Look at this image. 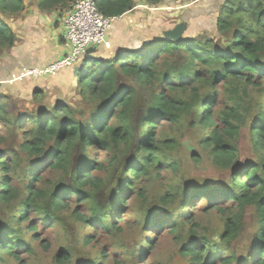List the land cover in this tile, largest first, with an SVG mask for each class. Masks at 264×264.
<instances>
[{
    "label": "trees",
    "instance_id": "trees-1",
    "mask_svg": "<svg viewBox=\"0 0 264 264\" xmlns=\"http://www.w3.org/2000/svg\"><path fill=\"white\" fill-rule=\"evenodd\" d=\"M33 1L41 11L64 12L75 0ZM93 1L99 12L109 18H119L129 13L137 3L135 0ZM142 1L150 6H157L162 2ZM24 9V0H0V51L9 50L15 42V35L6 19L18 15ZM184 16L188 18L189 25V13L182 17ZM215 25L218 34L229 35L227 45L210 38H186L172 42L163 39L161 33L160 39L154 38L133 49L116 51L111 60L98 59L94 53H90L92 55L84 58L80 65L76 64L81 66L74 78L79 88V97L81 100H94L96 104L89 118L82 124L76 117L84 114L78 113L69 102L58 101L52 107L30 112L35 116L30 128L32 139L25 140L20 146L24 154L35 159L32 163L35 165L28 171L33 178H29L36 180L35 172L42 164H45V170L61 172L62 178L48 191L27 187L28 195L18 221H26L27 211L31 208L43 218L54 220L53 216L65 206L63 198L72 196L76 203L82 204L87 201L89 188L99 191L102 180L95 178L93 174L101 170V165L92 154L86 160L89 151L96 147L103 151H108L113 145L135 147L147 156L141 157V164L127 162L124 169L134 178L145 174L147 166L154 163L157 150L152 143V133L143 131L142 123L151 129L155 120L168 119L175 122L190 109L199 115L196 120L199 126L211 127L209 136L201 143L204 148L210 149L212 164L227 172L229 178L223 185L207 184L185 188L183 201L186 200L189 206L198 200L206 202L208 208L218 210L221 205H226L228 209L235 210L234 221L225 224L221 235L222 242L226 244L233 241L240 232L244 214L247 208H252L258 223L255 229H248L251 246L246 258L241 260L231 255L222 260V263L264 264V98L257 103L256 114L248 128L255 159L244 165L240 164L235 144L245 126V117L242 115L243 107L233 101V97L239 98L244 94L242 87L245 90L254 80H264V0H223L219 5ZM89 64L91 68L88 67ZM205 70L209 78L201 82L200 73ZM117 75L131 77L140 85L154 89L148 107L141 109L139 113L134 112L136 117L129 111L134 96L133 89L116 80ZM217 82L225 89L227 102L230 104L225 105L212 118L217 94L212 90ZM202 88L204 92L199 93ZM188 90L187 100L175 101L167 95ZM260 91L264 95L263 87ZM31 96L34 102L38 100L37 97L44 98L38 90L33 91ZM11 103L9 97L0 94V121L5 120L2 112H7L9 106L13 108ZM25 118L27 117L23 119ZM23 119H15L16 126ZM134 119L137 120L136 128L131 125L135 122ZM51 141L53 145L48 148ZM0 170L6 174L9 172V167L3 160H0ZM126 184L130 185L129 182ZM0 188L1 201L13 200L16 190L9 179L4 177ZM37 200L42 201L41 206L37 205ZM88 200L91 205L87 211L72 213L82 224L99 228L105 222V225H109L117 220L118 212L114 207L120 205H116L115 195L107 198L98 196L97 199L90 196ZM161 202L168 204L164 197ZM178 220L185 223L189 218L183 215L176 219L159 213L155 215L150 229L160 231L175 228L179 225ZM28 229L34 230V226L29 225ZM190 233L194 236L193 231ZM11 235L7 229L0 230V258L5 252L14 259L18 258L20 252H30L24 243H20L17 237L13 239ZM195 246L183 248L181 254L189 257L191 264H203V250H198ZM69 259L65 253H59L55 257L59 264H64Z\"/></svg>",
    "mask_w": 264,
    "mask_h": 264
},
{
    "label": "rangeland",
    "instance_id": "rangeland-1",
    "mask_svg": "<svg viewBox=\"0 0 264 264\" xmlns=\"http://www.w3.org/2000/svg\"><path fill=\"white\" fill-rule=\"evenodd\" d=\"M135 1L143 5L140 7L138 23L141 25L138 30L139 32L148 31L146 33L149 35L145 36L148 41L154 40L152 36L154 31L172 29L182 20L184 13H194L192 5L195 4L201 5L205 15L200 13L197 17L189 18L184 39L210 38L222 45L228 43L229 35L218 34L215 25L219 5L223 3V0H162L159 5L153 7V11L146 10L142 0ZM156 38L160 39L161 35H157ZM101 51L107 52V55L103 56L106 57L105 60H111L116 52L111 48L109 50L101 48ZM103 57L95 56L98 59ZM88 67L91 68V65L89 64ZM207 76L206 70L202 71L201 82L208 79ZM117 77L116 80L130 85L133 89L134 96L129 111L136 117L134 112L139 113L141 109L148 107L154 89L140 85L128 76L117 75ZM262 87L264 88V80H254L245 90L242 87L244 94H241L239 98L233 97V101H237L243 107L242 115L245 117V126L235 144L242 165L255 159L248 128L256 114L257 103L264 98L260 91ZM200 92L203 93L204 89L199 90ZM212 92L217 93L212 109L213 118L230 102H227L228 96L225 95V89L218 82L214 84ZM163 94L164 92L162 96ZM167 95L169 98L173 97L175 101L187 100L189 90L175 91ZM11 102L13 108L5 107L7 112H2L5 120L0 121V160L9 167L8 174L0 170V182L4 177L9 179L16 194L13 200L7 202L0 200V230L7 229L12 234L11 237L13 239L17 237L30 252H20L17 259L5 252L0 258V264H59L55 261L59 253H65L70 258L64 264H191L189 257L181 254L183 248L191 245H196V249L203 250L201 255L203 264H223L222 260L231 255L241 260L246 258L251 246L248 229H255L258 223L252 208H247L240 232L233 241L226 244L222 242L221 235L225 224L234 221L235 210L228 209L226 205H221L218 210L208 208L206 202L201 203L198 200L189 206L186 200L183 201L185 188L191 189V187L207 184L223 185L229 178L227 172L217 169L212 164L209 156L210 149L204 148L201 143L209 136L211 127L199 126L196 123L199 115L190 109L181 114L175 122L168 119L155 120V125L151 129L143 123L141 126L140 123L143 131L148 130L152 133V143L157 150L155 161L151 166H147L145 174L134 178L124 169L127 162L142 163L141 157L146 154L135 147L125 148L123 145H113L108 151L96 147L89 151L86 160L92 154L101 165V170L93 174L95 178L102 180L99 191L89 188L87 201L82 204L76 203L72 196L63 198L65 206L53 216L54 220L43 218L31 208L27 211V220L18 221L28 195L27 187L32 190L48 191L53 184L61 180L62 173L45 170V164H42L35 172L36 180L29 178L32 176L28 171L35 165H32L35 159H30L24 154L20 146L25 140L32 139L30 128L35 116L30 112L33 111L32 105L37 104L28 99H24V103L12 100ZM60 102H69L78 110V113L84 114V116L76 117L81 124L89 118L96 104L94 100H81L79 88H76L69 101ZM18 117L27 118L20 120L16 126L15 119ZM134 121L131 125L136 128L137 120L134 119ZM52 145L53 141L48 144V148ZM128 182L130 185L126 184ZM113 195H115L116 205H120L114 207L118 214L113 224L105 225V222L99 228L86 226L72 215L74 211L83 213L90 208L91 203L88 200L90 196L97 199L98 196L107 198ZM163 197L168 204L161 202ZM36 202L38 206L42 205L41 200ZM159 213L176 219L186 215L189 221L180 223L181 220H178L179 225L175 228L151 230L154 217ZM29 225H33L34 230H29ZM190 231H193L194 236ZM149 243H151L150 246Z\"/></svg>",
    "mask_w": 264,
    "mask_h": 264
},
{
    "label": "crops",
    "instance_id": "crops-1",
    "mask_svg": "<svg viewBox=\"0 0 264 264\" xmlns=\"http://www.w3.org/2000/svg\"><path fill=\"white\" fill-rule=\"evenodd\" d=\"M24 2L25 9L21 13L6 19L7 25L15 35V42L9 50L0 51V94L6 95L13 102L24 103V99L32 100L31 93L38 90L42 92L44 98L38 103L34 102L37 105H32L33 110L49 108L55 102L69 101L70 96L78 88L72 76V70H64L51 77L32 78L22 82L12 80L23 70L42 69L68 55L70 48L63 38L61 23L64 12L41 11L37 8L35 1L24 0ZM143 3L144 6L151 7L147 10L153 11L154 6ZM192 6L194 13H189L190 18L197 17L200 13L205 15L201 5ZM140 7L143 5L135 3L134 9L113 24L108 33L112 50L133 49L148 41L145 38L149 35L146 33L148 31L139 32L138 30L141 25L138 23ZM165 30L154 31L153 38L160 36ZM106 55L107 52H102L101 48L96 49L94 53L97 57ZM37 99L40 100L38 97Z\"/></svg>",
    "mask_w": 264,
    "mask_h": 264
},
{
    "label": "built area",
    "instance_id": "built-area-1",
    "mask_svg": "<svg viewBox=\"0 0 264 264\" xmlns=\"http://www.w3.org/2000/svg\"><path fill=\"white\" fill-rule=\"evenodd\" d=\"M119 19L105 17L93 0H75L64 11L61 22L63 38L70 48L68 55L42 69L23 70L12 81L54 76L61 71L71 70L79 60L90 57L92 54H86L88 49L109 50L108 33Z\"/></svg>",
    "mask_w": 264,
    "mask_h": 264
},
{
    "label": "water",
    "instance_id": "water-1",
    "mask_svg": "<svg viewBox=\"0 0 264 264\" xmlns=\"http://www.w3.org/2000/svg\"><path fill=\"white\" fill-rule=\"evenodd\" d=\"M187 4H190V3H187ZM187 28H188V18L184 16L182 17V20L177 25H175L172 29L163 31L162 37L163 39L167 41H172V42L181 41L184 39V33L187 31ZM95 51L96 49L91 48L86 51V54L95 53ZM83 61L84 59H82V61H79L77 65H80ZM80 67L81 66H75L73 68L72 70L73 78L76 77L78 71L80 70Z\"/></svg>",
    "mask_w": 264,
    "mask_h": 264
},
{
    "label": "bare ground",
    "instance_id": "bare-ground-1",
    "mask_svg": "<svg viewBox=\"0 0 264 264\" xmlns=\"http://www.w3.org/2000/svg\"><path fill=\"white\" fill-rule=\"evenodd\" d=\"M195 23V22H194ZM193 25V24H192Z\"/></svg>",
    "mask_w": 264,
    "mask_h": 264
}]
</instances>
